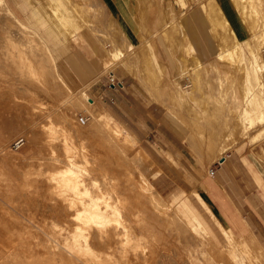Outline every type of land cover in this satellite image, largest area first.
<instances>
[{
  "label": "rangeland",
  "instance_id": "1",
  "mask_svg": "<svg viewBox=\"0 0 264 264\" xmlns=\"http://www.w3.org/2000/svg\"><path fill=\"white\" fill-rule=\"evenodd\" d=\"M184 1L186 3L185 8L179 4L177 9L176 6L174 7L179 20H182L189 10L198 9L207 0ZM223 1L228 3L233 11L231 2ZM263 1L256 0L253 3V17L247 14V19L244 18V20L239 11L235 10L241 23V34L238 35L237 40L242 44L236 50L235 57L222 60L218 69H212L208 65L204 67L198 65L199 60V62L206 64L210 59L198 58L192 44L188 40V43H185L184 40L187 36L184 28V36L178 35V38L179 40L182 38L181 41L189 47L187 50L174 49V44L167 37L165 39L164 24L155 33L158 36L161 34L163 40L158 41L156 35H149L150 39L154 37L157 41L147 43L143 41L142 46L130 50L126 45L123 52L120 53V57L118 55L113 56L114 62L108 66L104 75L106 79L111 75L109 72L114 71V76L123 83L122 87L114 88V90L107 86L105 88L107 89L105 95L117 96V106H112L113 104L106 106L103 103L95 104L92 98H96V96L90 94L85 88H74L58 72L57 62L44 43L40 31L24 25L32 31L35 30V35L32 32H24L13 21L7 23L3 18L5 13L0 8V131L6 123L10 124L17 109L25 108L27 101L30 104L44 101L49 107L44 117L50 115L51 118L61 122L60 120H64L63 114L69 113L72 121L85 127L87 132V135L83 134L85 141L89 143L92 150L101 151L102 159L93 163L96 170L90 174L92 177L99 178V183L103 182L100 176L102 171L99 169L103 165L108 167L111 174L120 175L122 182H125L126 179L122 176L125 172H130L132 182L138 183L142 181V178L147 180L153 191L161 194L169 206V214L161 217L157 223L154 222L155 224L151 223L153 220L150 217H153V214L150 211L146 213L147 217L149 216L150 227H153V232L156 230L154 233L158 236L155 241L156 251L161 254L157 253L158 258L157 255L156 258L152 257L151 254L146 256L154 264H230L233 260H241V258L249 261L246 257L248 253H251L254 264H258L259 260L263 262L264 256L260 253L262 250L256 244L251 243L250 246L247 243L245 249L237 247L235 251L237 255L234 257V254L227 248V241L221 237L215 224L204 213L197 200V194L201 190V186L198 185L200 180L212 174V168L216 169L215 166L218 165L217 161L220 156L217 150L209 153V142L215 141L219 144L223 141L222 144L225 143L229 146L226 153H231L239 145L256 144L264 139V135H260L264 123L250 127V121L245 120L246 126L242 120L249 116L247 113L239 117L241 111L246 107L244 102L249 89H252L255 94L250 107L261 108L260 104L264 96L261 91L264 83L260 84L253 72L251 73V81L246 79L245 74L248 66H250V60L253 58L252 51H257L259 48L260 52L263 53L264 60V39L262 41L261 39L257 41L245 40L248 35L247 25L250 21L252 22L253 18L259 17L258 21L264 23ZM154 2L155 14L157 13L158 17H161L165 23V20L169 19L164 16L167 5L163 0H154ZM50 5L49 2H46L48 9H51ZM75 9L79 11L82 7L76 6ZM99 11V17H101L99 19L106 18L105 15L101 14V9ZM86 13L89 16L93 12ZM5 16L8 17L6 14ZM12 19L15 17L12 16ZM174 20L172 19V21ZM55 27L57 28V26ZM170 27L171 24L168 28L170 29ZM214 33L211 30V36L216 40ZM37 37L41 44H36ZM189 49L191 50L190 54L186 52L190 51ZM21 56L31 60V65L33 64L32 67L35 70L39 71L45 67L43 72L32 74L21 72V74L20 67L25 68L24 64L20 62ZM194 59H198V61ZM180 61L184 63L183 66L180 65ZM225 69L232 72L229 75V81L221 84L220 80L224 78L221 71ZM34 74L45 75L48 84L42 90L43 96L31 97L30 95L31 90L40 91L41 87L35 80L29 81V78ZM178 80L181 81L182 87L190 90L188 97L184 100L179 99V97H177L178 100L172 97L173 92L177 89ZM109 86L112 87L110 84ZM99 94H102V91ZM26 95H30L27 96L28 100L16 97H26ZM15 100L16 102L20 100L22 103L17 106L14 104ZM11 101L13 102L11 103ZM27 107L30 108V105L27 104ZM195 107L197 108L195 109ZM100 112L109 114L111 119L120 123L132 135V145L120 144L112 136L106 124L97 120ZM81 117L86 118V123H82ZM235 117L239 119L232 121ZM195 118H197L198 123H196ZM198 129L200 132L197 131ZM201 129L204 130L202 133ZM243 132H245L244 135ZM221 134H223V140H220ZM20 138L23 142L20 147H17L15 142ZM9 144L14 150L22 152L27 159L23 163L13 164L19 171V179L17 178L18 175H10L11 180L9 181L14 183L12 186L0 185V264H107L97 261L94 257L95 260L93 256H90L92 259L89 256L87 258L70 257L69 254L66 255L64 248L49 247L47 238L59 229L52 223H64L57 186L47 176L49 162L41 158L43 154L40 153L39 146L33 145L29 140L21 137L19 133H15L10 138ZM142 148L149 155V159L142 156ZM95 157L99 158L100 156L95 154ZM1 182L6 181L1 179ZM89 187L93 194L99 188L92 184ZM198 196L202 201L200 194ZM184 200L200 212L210 227L213 237H209L202 228L196 231L192 230L190 226L194 224L193 221L188 224L180 219V215H175L179 208L183 212L187 210V204L183 202ZM188 213L192 214L190 210ZM136 224L134 222L133 228H130V236L136 234V237H140L141 246L127 256L117 254L111 258L113 264L143 263L142 232L146 229ZM118 229L120 231L125 230L122 227ZM120 236L123 237L124 235ZM27 239L28 242H26ZM136 243L137 241L134 239L128 242L131 245ZM124 244L119 243V246L116 243L115 245L120 248ZM119 248L118 251L120 252L122 249ZM98 250L107 251L111 248L108 245H102L95 251L98 252ZM149 255L151 256L149 257ZM159 256L162 257L159 259ZM164 256H166V260ZM93 259L95 261H92ZM107 259L110 258L107 256Z\"/></svg>",
  "mask_w": 264,
  "mask_h": 264
},
{
  "label": "bare ground",
  "instance_id": "2",
  "mask_svg": "<svg viewBox=\"0 0 264 264\" xmlns=\"http://www.w3.org/2000/svg\"><path fill=\"white\" fill-rule=\"evenodd\" d=\"M255 1L256 0H227V2H231L234 15H237L236 11H239L243 20L244 18L247 19V14L248 16L250 15L252 16L254 14L253 13L254 12L253 3ZM177 2L182 7H184V5L186 4L184 0H177ZM258 2L260 3V1ZM7 4L5 0H0V8H2L4 13L8 16L6 17L4 14L3 18H5V21L7 23L8 22L12 23L13 21L14 23H17L18 27H20L24 32H32L36 35L35 30L32 31L28 27L24 26V24L21 21L17 20L16 18L12 19L13 15H12L11 10L7 7L8 6ZM53 4L54 3H52V5ZM204 7L208 15V18L210 20L211 30L213 33L215 32L214 34L216 35L215 37L217 38L216 44H215L216 54L212 59L208 60L206 64L199 62L200 60L198 61V59L197 60L194 59V60L198 61L199 66L204 67L208 65L212 67V69L213 68L218 69L222 60H224L225 58L231 59L232 57L233 58L235 57L236 50L238 49V47L241 46L242 43H240L237 40L238 39L237 33L231 26V23L228 20V18L225 16L222 6L220 5V0H207L204 4ZM254 7L256 8V6ZM165 10H166L164 13L165 18L170 17L173 20L175 19L173 23L174 28L176 27L177 29L176 28L175 29L179 30L181 27V22L179 18H177L175 9L173 5L170 4V1L167 2V7H165ZM57 11H58V8L55 9V14H57ZM258 19L259 17L258 18L255 17V19L254 18L252 19V22L249 20L250 22L247 25L248 35L245 40L257 41L261 39L262 41V39H264V23H262L261 21H258ZM46 23H48L47 20H46ZM114 24L118 31V26L116 25L115 21H114ZM50 29H53V28L51 27ZM180 31H181L180 33H183L182 29ZM178 32L179 31L175 33L178 34ZM174 34L173 36H176ZM183 35L184 34H182L181 36ZM115 40L116 39L114 38L113 41L115 42ZM37 43L41 44L38 37L36 38V44ZM115 43L113 45H115ZM173 44H174V47H176L177 49H179V46L180 47L185 46L183 48H180L181 50L183 49L187 50L189 48L185 44L177 45V43L175 42ZM129 47L130 49L134 48L133 45H131L130 43H129ZM186 52L187 53L189 52L190 54L191 50L186 51ZM118 53L120 54L122 52L120 51ZM193 53H194V50H193ZM262 55L263 53L260 52L259 48L257 49V51L256 50L252 51L253 58L250 60V66H248L247 68V73H245L246 79L248 81H251V73L253 72L257 81L260 82V84L264 83V80H263L264 60H263ZM20 62L24 64L23 66H25V68L20 67V73L21 72L31 73V74L39 73V72H43V69L45 68L44 67L42 70H39V71L35 70L32 67L33 64L31 65V60L29 61L26 57H22V56H21ZM181 62L182 61H180V64ZM190 64L192 66V63ZM221 72L224 78L221 79L220 82L221 84H225L229 81V75L231 74L232 71L229 69H225ZM111 75L114 76L113 73ZM31 79L35 80L41 86V87L39 86L40 91L38 90L35 92L30 89L31 97L43 96L44 94L42 90H44V88L48 84L45 80V75L34 74L32 75V77L29 78V81H32ZM177 83H178L177 89H175L176 91L173 92L172 97L173 99H177V97H179V99L184 100L188 97L187 95L190 93V90L182 87L181 81L178 80ZM261 91L264 94V87L262 88ZM27 96L28 95H26V97H23V96H16V97H18V99L21 98L23 100H28L29 96L28 97ZM254 96L255 94L252 91V89H249L245 96L244 104H246V107L243 111H241L242 113L239 116V117H242L243 114L247 113L249 116L245 117V119H242V120H244L243 124H245L246 126H247V123H244L245 120L250 121L249 122L250 127L255 126L258 123H264V96L260 104L261 108L259 107L253 108L250 106L253 103ZM12 102L13 101H11V103ZM21 103L22 102L20 100L19 101L17 100V102L15 100L14 104L18 106ZM27 104L30 105V108L27 107ZM192 104L194 105V103ZM24 107L25 108L22 110L21 109L16 110V114L14 115L15 117L12 118V121H10V124L6 123L5 126L1 127V131H0V177L4 176L1 179L2 180L4 179L6 182H1V179H0V185L1 184L6 185L7 187L12 186L14 183H12V181H9L11 180L9 176L10 175L17 176L19 174V171L16 169V166L13 164L23 163V161L27 159V157L23 155L22 152L14 150L12 147H10V144H9L10 138L15 133H19L21 137L29 140L31 143H33V145L36 144L37 146L40 147V151H41L40 153L43 154L41 158L45 160L46 162H49V169L47 173L48 179L51 181H54L55 186H57V193L60 196V203L62 204V209H63L62 215H63L64 223L63 224H59L56 222L52 223L54 226H58L59 229L58 231L55 230L56 232L52 236L47 238L49 247H52L54 249L64 248L66 249V255L69 254L70 257L80 256L83 258H87L88 256L89 257L93 256V258L95 257L97 261H101L107 264H113V260L111 258L117 256V254L121 256H127L133 253L134 250L137 249V247L141 246V244L139 243L141 240L140 237H136L135 233H134L135 234L134 236L132 237L130 236V228H133V223L136 222L137 224L141 225L142 228L146 229L145 231L143 230L145 233L142 232V259H144V261L142 260L143 261L142 264H154L153 261H149L148 258H146L148 254H151L153 255L152 257L156 258V255L158 253L156 251L157 245H155V241L158 236H156L155 234L156 230L154 229L155 230L154 231L155 233H154L152 229L153 227L152 226L150 227V225L151 223L153 224L157 223V221H159L161 217H164L166 214L167 215L169 214L168 213L169 206L166 203V201L163 200L161 194H159L158 192H154L153 188L151 187V184L143 178H142V181L138 183L132 182L130 172H125L124 175H122L123 178H126L125 182H122L120 180L121 178L120 175H118L117 173L111 174V172L108 170V167H106V165H103V164H102L103 166H100L99 168L102 171V173H100V176L102 177L103 182L99 183L98 182L99 178L92 177L90 176V174L94 173V171L96 170V167L93 163L99 159H102L101 151L92 150L89 143L85 141L84 136H83V134L87 135L85 127L72 121L73 119L69 113L63 114L64 120L63 121L60 120L61 122H58L54 118H51L50 115H47L44 117V114L47 112V108H49L48 105L44 101L35 102L34 104L32 103L30 104V102L27 101ZM196 108L197 107H195V109ZM232 115L234 116V114ZM196 119L197 118H195V121ZM236 119H239V118L235 117L234 120L232 119V121H235ZM97 120L100 122H104L106 124L108 129L111 131L112 136L120 144H123L126 146L132 145L133 143L132 137H131L132 135H130V133L127 130H125L120 123H118L116 120L111 119V116L109 114L100 112ZM228 120H229V116H228ZM5 121L7 122V120ZM84 123H86V121ZM196 123H198V121H196ZM237 124H238V121H237ZM199 129L197 131L200 132ZM202 130L203 129H201V133H202ZM223 134H221L220 140H223L222 139ZM244 134L245 132H243V135ZM260 135L261 136L264 135V127L262 128ZM222 142L223 141H221V143L219 144L215 141H212L209 143L207 142L209 153L211 154L215 150H217L219 151V155L223 156L224 153L226 152V149L229 146L226 145L225 143L222 144ZM204 144L206 146V143ZM95 154L98 157L99 156L100 157L96 158ZM141 154L145 159L149 157V155L143 148H142ZM39 168H42V167L39 166ZM17 178L19 179V175L17 176ZM88 180H91V181H88ZM91 184L93 186L99 187L95 194L92 193V190L89 187V185ZM183 202L187 204L186 206L187 210L183 212L181 211L180 208L178 209V207H176L178 210H176L175 215L176 216L180 215V219L184 220V222H187L188 224L189 222L193 221L194 224H191L190 226L192 230L196 231L202 228L203 230H205L204 232H206V234H208L209 237L210 236L213 237L210 227L206 224L200 212L189 202L187 203L185 200ZM172 210L174 211L173 208ZM189 210L192 212V214L188 213ZM148 211H150V213L153 214L152 215L153 217H150L153 220L150 223V225L148 223L149 216L147 217V214H146ZM132 221L134 222L132 223ZM195 224L196 226L194 227ZM119 227H122L125 230L120 231L118 229ZM221 229L223 233L225 234V237L227 240L226 242L227 248L230 250L232 254H234L233 255L234 257L237 255L235 253L237 247L240 249L246 248L247 243L245 242L243 237H242V240L240 241L239 240L240 238L237 237L238 238L237 239L231 230L224 228L222 225H221ZM162 230L164 231L163 228ZM122 234L124 235L123 237L120 236ZM133 239L134 241H137V243L132 244V245L128 244V242L133 241ZM26 242H28V239L26 240ZM116 243H118V245L119 243H122V244L125 243L124 245H121L120 248L122 250L120 252L118 251L119 247L115 245ZM146 243L149 245H147ZM102 245L103 246L108 245V247H110L111 250H107V251L98 250V252L95 251L96 248L99 249V247H102ZM161 252H162V249H161ZM250 254L251 253H248V255L246 256L249 261H247V259L245 260L244 258H241V260H236V259L233 260V262H231L230 264H254ZM151 255H149V257ZM107 256L110 259H107ZM166 256H164L165 260H166ZM161 257L159 256V259ZM90 258L92 259V257ZM157 258H158V255H157ZM94 259L92 261L96 260Z\"/></svg>",
  "mask_w": 264,
  "mask_h": 264
},
{
  "label": "crops",
  "instance_id": "3",
  "mask_svg": "<svg viewBox=\"0 0 264 264\" xmlns=\"http://www.w3.org/2000/svg\"><path fill=\"white\" fill-rule=\"evenodd\" d=\"M50 1L54 4L52 5ZM163 1L166 5L170 1L173 7L178 8L177 0ZM5 2L8 3L7 7L13 17L24 25L40 31L44 43L57 62L60 75L74 88H85L96 96L92 98L95 104L117 106L116 95L104 94L107 91L106 86L114 90L109 86V77L104 78L108 66L114 62L113 56L120 57L121 54L118 52H123L126 44L130 50L129 43L136 48L142 46L143 41L147 43L163 40L161 34L160 36L155 34L163 24L165 39L167 37L171 43L183 45L188 40L196 56L204 60L212 59L216 54V40L211 36V24L204 7L205 3L198 9L189 10L180 20V29L176 30L170 17L163 23V19L155 14L154 0H5ZM46 2L51 4V9L46 7ZM220 5L238 37L241 34L238 15H234L232 8L225 1L220 0ZM76 6L82 9L76 11ZM56 8L58 15L55 14ZM100 9L101 14L106 16L102 20L99 19ZM86 12L93 13L88 16ZM51 27L53 29H50ZM183 28L187 36L185 43L173 36L177 31L179 35L184 34L180 33L181 29L183 32ZM149 35H156L157 40L154 37L150 39ZM114 38L116 43L113 41ZM176 39L179 40V44ZM114 43L118 45L115 46ZM183 47L185 46L175 49L181 50ZM182 64L184 63L181 62L180 65ZM112 73L115 75L114 71L109 72ZM101 91L102 94H99ZM217 162L216 169L212 168L214 173L200 180L198 185L201 186V190L197 194V200L222 238L226 240L221 225L231 230L236 238L243 237L248 246L250 243L256 244L264 256V139L256 144L239 145L231 153L225 152L223 156H219ZM258 264H264V261L259 260Z\"/></svg>",
  "mask_w": 264,
  "mask_h": 264
},
{
  "label": "built area",
  "instance_id": "4",
  "mask_svg": "<svg viewBox=\"0 0 264 264\" xmlns=\"http://www.w3.org/2000/svg\"><path fill=\"white\" fill-rule=\"evenodd\" d=\"M109 84L113 87V88H117V87H122L123 83L121 81H119L116 76L110 75L109 77ZM80 120L82 122H85L86 118L85 117H81ZM23 140L20 138L18 139L15 144L17 145V147H20L22 144ZM212 173H214V171L212 170Z\"/></svg>",
  "mask_w": 264,
  "mask_h": 264
}]
</instances>
